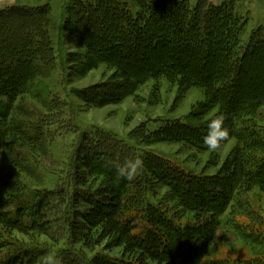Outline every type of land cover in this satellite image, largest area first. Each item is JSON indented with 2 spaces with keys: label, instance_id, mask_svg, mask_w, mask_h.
I'll return each instance as SVG.
<instances>
[{
  "label": "rangeland",
  "instance_id": "1",
  "mask_svg": "<svg viewBox=\"0 0 264 264\" xmlns=\"http://www.w3.org/2000/svg\"><path fill=\"white\" fill-rule=\"evenodd\" d=\"M79 1L84 0H16L13 5L0 7L4 11L14 8L11 10L15 15L32 10V19L35 18L33 22L27 19L19 27L23 33H34L30 34L28 44L24 39L10 57L9 52L0 50V71L9 78H13L14 72L15 77L23 74L25 85L24 90L19 89L17 108L3 116L6 121L0 122V133L10 126L29 135L22 144H13L5 132L0 149V207L24 210L27 221L39 219L42 210L45 217L42 224L48 233L47 236L31 231L24 236L3 232L0 262L28 247L53 255L56 264H90L96 253L120 260V249L105 250L100 246L93 252L73 242L71 237V196L78 189L76 172L82 169L79 158L85 153L95 162L104 159L117 164L139 157L147 169L152 165L170 181L178 182L181 191L192 176L203 177L207 185L217 187L220 167L238 143L243 146L248 168L264 172V101L252 98L236 102L240 106L233 132L216 151L203 143L208 122L225 113L223 102L210 106L214 85L195 83L178 103L180 79L166 72L158 80L148 77L127 87V96L115 103L119 98L114 91L122 82L113 77L118 63L127 68H147L150 60L138 58L133 52L118 54L113 47L101 51L103 43L89 37L81 47L68 42L65 22L76 7L80 11L78 17H83ZM185 1L191 10L200 4L212 6L227 14L222 16L228 20L236 18L232 22L246 24L238 47L241 53L252 35L264 31V0ZM129 4L136 13V5L131 0ZM45 9L44 14L39 12ZM9 23H1L0 28L8 27ZM88 25L85 22L80 27L85 29ZM87 54L95 55L99 62L96 68L88 66ZM168 61L172 63L170 59L164 63L154 61L152 66L170 65ZM4 83L2 78L3 87ZM0 100L6 101L2 96ZM3 109L0 105V112ZM146 175L144 167L134 186L128 187L142 197L137 215L139 232L150 229L148 212L152 208L162 216H170L173 225H187L190 214L180 205L178 194L170 186L147 182ZM101 179L104 178H90L91 185L84 187L83 192L95 193ZM220 219L217 237L201 264H264V190L256 186L237 198Z\"/></svg>",
  "mask_w": 264,
  "mask_h": 264
},
{
  "label": "trees",
  "instance_id": "2",
  "mask_svg": "<svg viewBox=\"0 0 264 264\" xmlns=\"http://www.w3.org/2000/svg\"><path fill=\"white\" fill-rule=\"evenodd\" d=\"M131 1L136 5V13L130 7L129 0L79 1V5L83 6V17H78L80 11L76 7L71 9L65 22L67 40L70 43L81 47L85 44L83 40L89 37L103 43L101 51L106 47H113L117 48L118 54L133 52L138 58L150 60L147 68H127L118 63L119 67L113 77L123 83L114 91L119 98L115 103L127 96V87L142 83L148 77L158 80L168 72L180 79L178 103L195 83L208 87L214 85L210 106L215 107L220 102L226 105L223 115L230 133L235 127L237 109L240 106L236 102H243L245 99L250 101L252 98L264 101V31L252 35L241 53L238 47L246 24L232 22L236 18L230 17L228 20L227 16H222L224 13L221 9L200 4L191 10L185 0ZM11 9L14 8L0 10V24L10 22L8 27L0 28V50L9 52V57L15 55L18 45L24 39L28 44L30 34L34 35L32 32L23 33L20 29L23 22L32 19L33 11H16L15 15ZM45 11L46 9L39 12L44 14ZM33 21L35 18L31 22ZM85 22L89 27L83 29L80 26ZM93 51L96 52L94 49ZM87 55L88 66L96 68L99 62L95 55ZM166 58L172 61H168L170 65L152 66L154 61L166 62ZM16 63L17 59L14 64ZM170 68L173 70L170 71ZM14 74L13 78H9L0 71V96L6 100H0V105L4 106L0 112V122L4 123L6 120L3 116L17 108L15 102L24 90L22 86H25L22 82L23 74H17L18 77ZM2 78L5 79V87ZM19 82L22 85L17 87ZM10 86L11 91L8 89ZM156 89V94L159 95V87ZM226 95L229 96L228 99L224 98ZM90 98L94 100L93 97ZM6 128L0 133V149L1 142L6 139L5 132L9 133L8 138L13 144H22L29 138V135L27 137L24 131L16 127ZM79 164L82 169L76 172L78 189L71 196L73 213L70 230L73 242L81 243L83 248L93 252L100 246L105 250L120 249L122 255L118 260L96 253L90 264H201L217 237L221 226L220 215L234 206L237 198L251 192L254 187L264 190V172L262 169L252 171L248 168L241 143L232 148L223 161L216 180L218 186L215 188L207 185L205 178L194 179L192 176L189 179L191 183L186 184L181 191L178 182L170 181V178L156 171L152 165H148L149 169L144 166L148 175L147 182L154 184L156 181L172 187L190 218L187 225L179 227L172 224L170 216H162L160 211L152 208L148 212L150 229L141 233L137 215L142 197L139 198L133 189L128 188L134 186L136 177L132 181L122 179L116 173L117 163L104 159L95 162L89 153L79 158ZM94 177L97 180L104 178L101 179V186L95 193H84L83 188L91 185L90 178ZM175 178L178 181L180 179ZM1 207L0 227L3 229L0 239L3 232L28 236L34 231L48 236L47 229L44 228L46 226L42 224L45 221L42 210L39 212V219L27 221L24 210L18 212L17 209L12 211ZM153 212H157V215ZM45 256L46 252L28 247L18 254L8 255L0 264H37L42 263Z\"/></svg>",
  "mask_w": 264,
  "mask_h": 264
},
{
  "label": "clouds",
  "instance_id": "3",
  "mask_svg": "<svg viewBox=\"0 0 264 264\" xmlns=\"http://www.w3.org/2000/svg\"><path fill=\"white\" fill-rule=\"evenodd\" d=\"M226 117L223 114L217 115L207 124V134L203 137V143L212 151L219 149L229 137V129L225 126ZM144 168L141 158L125 160L122 164L116 165V173L122 179L132 181ZM42 264H56L55 257L51 254L43 258Z\"/></svg>",
  "mask_w": 264,
  "mask_h": 264
},
{
  "label": "crops",
  "instance_id": "4",
  "mask_svg": "<svg viewBox=\"0 0 264 264\" xmlns=\"http://www.w3.org/2000/svg\"><path fill=\"white\" fill-rule=\"evenodd\" d=\"M16 0H0V7L1 6H7V5H13Z\"/></svg>",
  "mask_w": 264,
  "mask_h": 264
}]
</instances>
